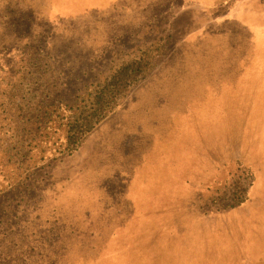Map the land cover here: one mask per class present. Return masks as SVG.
Segmentation results:
<instances>
[{
    "label": "rangeland",
    "instance_id": "374dc122",
    "mask_svg": "<svg viewBox=\"0 0 264 264\" xmlns=\"http://www.w3.org/2000/svg\"><path fill=\"white\" fill-rule=\"evenodd\" d=\"M0 264H264V0H0Z\"/></svg>",
    "mask_w": 264,
    "mask_h": 264
},
{
    "label": "trees",
    "instance_id": "16d2710c",
    "mask_svg": "<svg viewBox=\"0 0 264 264\" xmlns=\"http://www.w3.org/2000/svg\"><path fill=\"white\" fill-rule=\"evenodd\" d=\"M149 69L150 63L146 64L144 59L126 64L100 83L88 97L81 100L82 103L77 101L73 106L68 105L63 116L67 121L65 147L54 141L49 151L53 149L51 153L57 155L62 148L65 154L71 155L96 126L114 112L132 87L148 76ZM241 203L244 201L241 200Z\"/></svg>",
    "mask_w": 264,
    "mask_h": 264
}]
</instances>
